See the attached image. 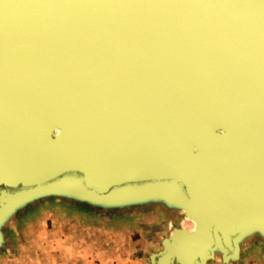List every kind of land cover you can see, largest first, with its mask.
Wrapping results in <instances>:
<instances>
[{
  "label": "water",
  "instance_id": "1",
  "mask_svg": "<svg viewBox=\"0 0 264 264\" xmlns=\"http://www.w3.org/2000/svg\"><path fill=\"white\" fill-rule=\"evenodd\" d=\"M50 205L169 221L147 264L264 250V0H0V256Z\"/></svg>",
  "mask_w": 264,
  "mask_h": 264
},
{
  "label": "rangeland",
  "instance_id": "2",
  "mask_svg": "<svg viewBox=\"0 0 264 264\" xmlns=\"http://www.w3.org/2000/svg\"><path fill=\"white\" fill-rule=\"evenodd\" d=\"M181 222L176 224L181 225ZM170 228L169 221L158 217L102 224L50 205L39 209L17 227L12 234L14 250L5 258L15 261L21 255V259L40 260L42 254L50 253V258L56 259L59 241L65 242L67 238V246H60L64 258L73 259L72 255L78 252L90 255L91 250L85 247L97 240L100 243L98 257L104 258L102 262L98 260V264H147L148 256L159 249L160 240L170 233ZM81 243L87 244L80 247ZM29 264H40V261ZM242 264H264V250L258 247L248 250Z\"/></svg>",
  "mask_w": 264,
  "mask_h": 264
},
{
  "label": "crops",
  "instance_id": "3",
  "mask_svg": "<svg viewBox=\"0 0 264 264\" xmlns=\"http://www.w3.org/2000/svg\"><path fill=\"white\" fill-rule=\"evenodd\" d=\"M74 215H76V214H74ZM76 216H79V215H76ZM79 217H82V216H79ZM82 218H85V217H82ZM85 219H88V218H85ZM88 220H91V219H88ZM70 239H72V238H70ZM66 242H67V238H65V242H63L62 240L59 241V243H58V252H59V254H58L57 258H56L57 260L56 259H51L50 258V253H48L46 255L42 254L41 257H40L41 258L40 260L39 259L34 260V259H30V258L29 259L28 258L27 259H21V255H19L15 259V261L11 260V259H6L5 256H7V254H4V255L0 256V263H3V262L4 263L14 262V263H17V264H29V262L39 263V261H40V264H52V263H55V261H56L57 264H77L78 262H80V263L82 262V264H98L97 263L98 260L100 262L104 261L103 257H101V258L98 257V247L100 246V243L97 242V240L94 243L91 242L90 244H88V246L85 247V249L89 248V250H91L90 251V255L86 256L82 252H78V254L72 255L73 259H70V258H67V257H65V258L62 257V249H61V247H63V245H64V248H65L67 246ZM85 244H87V243H84V244L81 243L79 246L82 247V245H85ZM78 256L81 257V259H78ZM19 258H20V260H19Z\"/></svg>",
  "mask_w": 264,
  "mask_h": 264
},
{
  "label": "bare ground",
  "instance_id": "4",
  "mask_svg": "<svg viewBox=\"0 0 264 264\" xmlns=\"http://www.w3.org/2000/svg\"><path fill=\"white\" fill-rule=\"evenodd\" d=\"M180 227L181 229H184V230H193L195 227V223L191 219L185 218L184 221L181 222Z\"/></svg>",
  "mask_w": 264,
  "mask_h": 264
}]
</instances>
